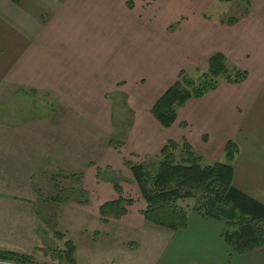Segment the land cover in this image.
<instances>
[{
  "label": "crops",
  "instance_id": "crops-1",
  "mask_svg": "<svg viewBox=\"0 0 264 264\" xmlns=\"http://www.w3.org/2000/svg\"><path fill=\"white\" fill-rule=\"evenodd\" d=\"M216 3L244 10L227 20L206 16ZM215 53L224 55L228 75L245 78L221 76L217 88L188 99L174 123L162 125L151 111L155 102L181 71L206 68ZM4 82L54 96L103 130L114 126L113 98H123L133 113L125 154L139 159L157 156L168 141H186L205 164L225 162L233 141V186L264 204V0H0ZM109 146L83 175L89 202L62 231L63 245H75L72 264H264V247L232 251L222 237L225 222L195 212L192 199L178 202L187 210L185 227L147 221L138 184L119 149ZM106 166L123 171L121 195L130 185L134 200L124 216L103 220L100 206L120 196L97 179V167ZM5 203L15 220H5ZM18 212L19 200L0 192V250L14 248L5 227L18 235Z\"/></svg>",
  "mask_w": 264,
  "mask_h": 264
},
{
  "label": "rangeland",
  "instance_id": "rangeland-1",
  "mask_svg": "<svg viewBox=\"0 0 264 264\" xmlns=\"http://www.w3.org/2000/svg\"><path fill=\"white\" fill-rule=\"evenodd\" d=\"M243 10L239 3H216L205 15H218L227 20ZM205 66L207 68L208 64ZM206 68H189L185 72L197 79L208 72ZM31 91L29 87L9 82L0 84V192L10 200H19V233L16 235L15 227L12 230L10 226L5 227V231L14 244L11 251L32 254L40 263L64 264L56 256L64 246L59 236H64L62 231L68 225L75 226L74 221L79 217L76 209L87 204L91 197L84 189V173L94 170L93 166L109 145L119 146L116 149L123 155L125 168L127 162H140L154 172L159 154L144 159L131 152V155L125 154V134L133 113L123 98H113L112 124L118 129L112 126L103 130L64 101L41 91ZM96 170L97 179L113 187L124 181L121 169L106 166ZM127 188L124 198L134 200L132 187ZM189 199L184 202H195ZM5 210H8L5 220L12 216L14 220L17 218L15 210L11 211L6 203Z\"/></svg>",
  "mask_w": 264,
  "mask_h": 264
},
{
  "label": "trees",
  "instance_id": "trees-1",
  "mask_svg": "<svg viewBox=\"0 0 264 264\" xmlns=\"http://www.w3.org/2000/svg\"><path fill=\"white\" fill-rule=\"evenodd\" d=\"M227 73L225 57L221 53H215L209 58L208 72H204L197 79L181 71L174 84L155 102L152 114L162 125L171 126L177 117V107L190 98L202 97L217 88L218 78L226 75L229 81L240 82L246 75L245 72H236L233 76ZM237 152V144L228 141L225 147V162L205 164L203 157L186 141L181 144L168 141L157 156L159 160L154 172L143 163L127 162L147 204L142 211L144 218L169 229L185 227L187 210L178 202L193 198L195 204L192 209L195 212L225 222L226 229L222 237L232 251L247 253L264 247V204L241 193L232 183V161ZM98 172L100 173V170ZM114 188L120 196L100 206L103 220L124 216L128 212V205L133 202L121 195L119 184L115 183ZM63 237L60 234L59 238ZM64 247L60 254L56 255L57 258L62 262L74 263V243L66 240ZM7 260L22 264H43L28 254L0 250V261Z\"/></svg>",
  "mask_w": 264,
  "mask_h": 264
},
{
  "label": "built area",
  "instance_id": "built-area-1",
  "mask_svg": "<svg viewBox=\"0 0 264 264\" xmlns=\"http://www.w3.org/2000/svg\"><path fill=\"white\" fill-rule=\"evenodd\" d=\"M2 264H22L21 262L15 260L0 261Z\"/></svg>",
  "mask_w": 264,
  "mask_h": 264
}]
</instances>
